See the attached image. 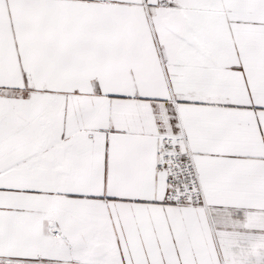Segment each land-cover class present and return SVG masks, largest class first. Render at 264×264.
I'll use <instances>...</instances> for the list:
<instances>
[{
    "label": "snow or ice",
    "instance_id": "1",
    "mask_svg": "<svg viewBox=\"0 0 264 264\" xmlns=\"http://www.w3.org/2000/svg\"><path fill=\"white\" fill-rule=\"evenodd\" d=\"M0 264H264V0H0Z\"/></svg>",
    "mask_w": 264,
    "mask_h": 264
}]
</instances>
